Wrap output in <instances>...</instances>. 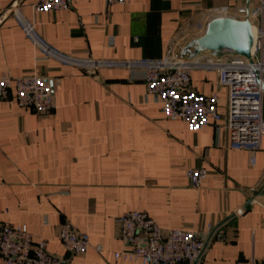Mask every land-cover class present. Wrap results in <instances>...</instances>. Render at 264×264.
Masks as SVG:
<instances>
[{
	"label": "crops",
	"instance_id": "0c3cea01",
	"mask_svg": "<svg viewBox=\"0 0 264 264\" xmlns=\"http://www.w3.org/2000/svg\"><path fill=\"white\" fill-rule=\"evenodd\" d=\"M259 1L130 0L109 7L106 0H69L66 10L37 12L38 0H0V75H41L53 82L57 102L40 115L14 98L0 100V222L26 226L71 264H142L115 258L128 249L117 218L140 211L163 230L202 239L204 264H264V138L254 159L231 147L229 93L218 89L215 72L193 71L192 89L208 96L219 90L222 119L217 128L194 129L164 115L159 99L147 95L143 71L91 75L48 58L10 11L18 7L40 40L62 54L159 60L172 40L182 46L205 34L207 9ZM189 169L206 171L200 189L191 186ZM66 222L89 234L86 255L61 243Z\"/></svg>",
	"mask_w": 264,
	"mask_h": 264
},
{
	"label": "built area",
	"instance_id": "2783aa9c",
	"mask_svg": "<svg viewBox=\"0 0 264 264\" xmlns=\"http://www.w3.org/2000/svg\"><path fill=\"white\" fill-rule=\"evenodd\" d=\"M130 0H106L107 6L126 5ZM170 1V0H167ZM69 0H38L37 12L66 10ZM26 35L43 51L69 66H75L95 75L103 68L141 70L144 72L147 95L155 96L169 119L183 120L194 129L216 127L221 121L219 90L212 95L192 89V73L209 70L217 74L216 85L229 93L227 127L231 147L249 152L255 158L262 149L264 138V0L253 7L219 6L206 10L205 33L209 24L219 18L249 20L256 28L255 51L250 58L227 55L217 58L202 54L194 58H181L178 52L181 40H172L165 55L159 60H105L85 59L66 54L44 44L33 25L20 18L19 9L11 7ZM257 42V43H256ZM12 98L19 107L29 108L40 115L52 113L57 106L51 82L34 74L25 77L0 75V100ZM191 186L200 189L207 176L204 169H189ZM121 240L127 250L115 253L117 260L140 261L142 264H204L205 242L184 230H163L146 212L130 211L116 220ZM59 238L72 255H86L93 247L89 234L78 231L71 223L60 227ZM95 250L102 253L104 246ZM0 257L3 264H71L53 255L45 240L35 241L26 226L0 222Z\"/></svg>",
	"mask_w": 264,
	"mask_h": 264
},
{
	"label": "water",
	"instance_id": "95a60500",
	"mask_svg": "<svg viewBox=\"0 0 264 264\" xmlns=\"http://www.w3.org/2000/svg\"><path fill=\"white\" fill-rule=\"evenodd\" d=\"M254 43L253 25L249 20L219 18L209 24L203 36L193 38L180 46L178 56L194 58L208 54L222 58L233 54L250 58ZM51 87L54 94L53 82ZM262 193H264V186ZM252 202L253 200H249L248 203Z\"/></svg>",
	"mask_w": 264,
	"mask_h": 264
},
{
	"label": "bare ground",
	"instance_id": "6f19581e",
	"mask_svg": "<svg viewBox=\"0 0 264 264\" xmlns=\"http://www.w3.org/2000/svg\"><path fill=\"white\" fill-rule=\"evenodd\" d=\"M254 28H255V27H254ZM254 28H253V29H254ZM253 35H254V34H253ZM255 36H256V28H255ZM255 36H254V37H255Z\"/></svg>",
	"mask_w": 264,
	"mask_h": 264
},
{
	"label": "rangeland",
	"instance_id": "374dc122",
	"mask_svg": "<svg viewBox=\"0 0 264 264\" xmlns=\"http://www.w3.org/2000/svg\"><path fill=\"white\" fill-rule=\"evenodd\" d=\"M193 37V36H192ZM192 39V38H191ZM227 56V55H226Z\"/></svg>",
	"mask_w": 264,
	"mask_h": 264
}]
</instances>
